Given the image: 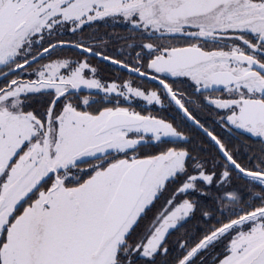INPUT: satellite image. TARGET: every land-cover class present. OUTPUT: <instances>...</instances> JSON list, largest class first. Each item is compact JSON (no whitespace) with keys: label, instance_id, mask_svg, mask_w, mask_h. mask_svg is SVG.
Masks as SVG:
<instances>
[{"label":"snow or ice","instance_id":"1","mask_svg":"<svg viewBox=\"0 0 264 264\" xmlns=\"http://www.w3.org/2000/svg\"><path fill=\"white\" fill-rule=\"evenodd\" d=\"M0 264H264V0H0Z\"/></svg>","mask_w":264,"mask_h":264}]
</instances>
